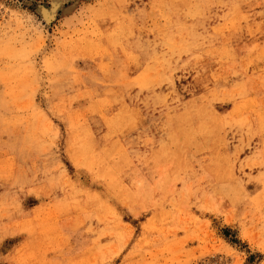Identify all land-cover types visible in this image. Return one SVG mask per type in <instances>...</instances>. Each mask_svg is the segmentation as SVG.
I'll return each instance as SVG.
<instances>
[{
    "label": "rangeland",
    "instance_id": "obj_1",
    "mask_svg": "<svg viewBox=\"0 0 264 264\" xmlns=\"http://www.w3.org/2000/svg\"><path fill=\"white\" fill-rule=\"evenodd\" d=\"M0 264H264V0H0Z\"/></svg>",
    "mask_w": 264,
    "mask_h": 264
}]
</instances>
